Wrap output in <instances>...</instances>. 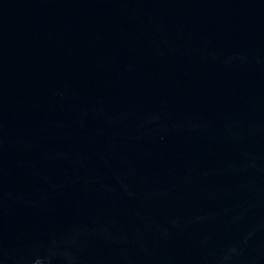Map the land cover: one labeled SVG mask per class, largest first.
Returning a JSON list of instances; mask_svg holds the SVG:
<instances>
[{"label":"water","instance_id":"1","mask_svg":"<svg viewBox=\"0 0 264 264\" xmlns=\"http://www.w3.org/2000/svg\"><path fill=\"white\" fill-rule=\"evenodd\" d=\"M0 264H264V0H0Z\"/></svg>","mask_w":264,"mask_h":264}]
</instances>
